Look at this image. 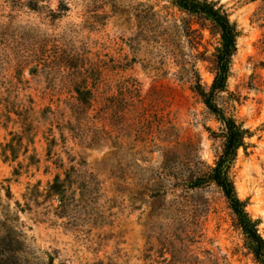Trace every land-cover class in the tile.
I'll return each mask as SVG.
<instances>
[{"label": "rangeland", "instance_id": "374dc122", "mask_svg": "<svg viewBox=\"0 0 264 264\" xmlns=\"http://www.w3.org/2000/svg\"><path fill=\"white\" fill-rule=\"evenodd\" d=\"M213 1L240 31L216 101L251 131L231 175L264 237V0ZM219 43L171 0H0V264H258L222 190L189 183L223 148L194 86Z\"/></svg>", "mask_w": 264, "mask_h": 264}, {"label": "trees", "instance_id": "16d2710c", "mask_svg": "<svg viewBox=\"0 0 264 264\" xmlns=\"http://www.w3.org/2000/svg\"><path fill=\"white\" fill-rule=\"evenodd\" d=\"M171 3L182 11L208 19L213 32L217 33L220 39L215 53L216 71L213 83L209 89H206L196 71L197 80L194 86L204 103L217 114L223 124V148L215 159L214 165L191 177L189 183L192 186L215 183L222 190L244 234L245 246L258 264H264V237L259 230V221L254 219L246 209V203L239 197L231 175L232 163L239 148L246 146L245 139L251 135V131L238 123L234 117L227 116L216 101L217 96L227 89L232 57L237 51L240 31L231 21L229 13L213 0H171ZM63 182L60 175H57L48 187V194L58 197L59 209L66 206V187Z\"/></svg>", "mask_w": 264, "mask_h": 264}]
</instances>
